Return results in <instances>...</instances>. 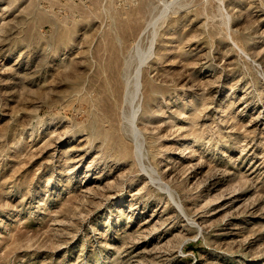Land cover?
Segmentation results:
<instances>
[{
	"label": "rangeland",
	"instance_id": "1",
	"mask_svg": "<svg viewBox=\"0 0 264 264\" xmlns=\"http://www.w3.org/2000/svg\"><path fill=\"white\" fill-rule=\"evenodd\" d=\"M0 264H264V0H0Z\"/></svg>",
	"mask_w": 264,
	"mask_h": 264
},
{
	"label": "bare ground",
	"instance_id": "2",
	"mask_svg": "<svg viewBox=\"0 0 264 264\" xmlns=\"http://www.w3.org/2000/svg\"><path fill=\"white\" fill-rule=\"evenodd\" d=\"M32 78V77H31Z\"/></svg>",
	"mask_w": 264,
	"mask_h": 264
}]
</instances>
